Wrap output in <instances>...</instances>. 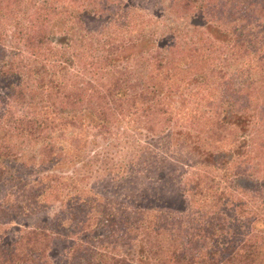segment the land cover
<instances>
[{
	"label": "trees",
	"instance_id": "obj_1",
	"mask_svg": "<svg viewBox=\"0 0 264 264\" xmlns=\"http://www.w3.org/2000/svg\"><path fill=\"white\" fill-rule=\"evenodd\" d=\"M25 1L13 20V2L0 0V264H264L262 162L244 137L259 97L251 67L235 88L242 67H216L194 21L116 57L159 30L126 0ZM193 1L169 8L195 18ZM170 132L223 160L184 169L182 206H131L81 181L93 149L91 174L111 172L126 139L157 144Z\"/></svg>",
	"mask_w": 264,
	"mask_h": 264
},
{
	"label": "rangeland",
	"instance_id": "obj_2",
	"mask_svg": "<svg viewBox=\"0 0 264 264\" xmlns=\"http://www.w3.org/2000/svg\"><path fill=\"white\" fill-rule=\"evenodd\" d=\"M173 1L126 0L127 4L138 5L142 8L145 16L156 19L155 25L159 30L155 33L151 30L150 34L139 40L138 44L130 43L124 50L117 52L116 57L126 55L127 52L132 54L141 50H151L162 43L159 41L161 29L174 26L180 28L187 26L188 28L191 21H194L198 37L209 40L206 42V51L210 54L209 56L216 67H225L230 72L236 71V67H242L238 79L232 80L235 81V88L248 83V80L246 82L248 78L245 67L252 69L249 75L253 82L250 91L254 97L257 94L259 97L254 100L253 120H250L248 116L245 119L247 123L251 122L249 123V134L244 137L247 139V145L252 147L254 153L260 157L262 162L260 172L261 175H264V64L259 67L258 62L264 55V0H194L195 18H192L188 13H185L184 17L179 16L178 13H172L169 6ZM9 2H13L14 20L21 8V0H9ZM22 2L26 3L25 0ZM205 4H208L210 9L205 8ZM6 14L4 13V15ZM12 14L8 15L6 19L11 20ZM85 21L93 29L101 26L99 20H89L87 16ZM165 38L171 40L168 36ZM252 139L259 145H263L262 150L253 145ZM156 141L157 144L137 138L126 139L125 144L119 147L121 157L114 159L108 165L109 168L114 169L111 172H96L97 175L91 174V169H94L95 166H90L88 159V156H96L98 148L93 149L92 153L84 157L88 164H82L83 170L86 172H84L81 181L105 195L122 200L131 206L154 205L176 208L182 206L184 202V196L179 188V180L185 168L200 162L222 165V155L218 151L201 147L191 140H186L181 134L176 135L170 132ZM100 150L99 148L98 151ZM95 151L96 153H94ZM112 153H115L114 148ZM129 160L134 161L133 168L135 167V169L132 172H127V168H125V172L121 169L117 170ZM78 164L81 165V163ZM63 169L70 172L71 166H66ZM16 171L23 176H28L32 172L25 168L16 169ZM3 189L4 187L0 186V195L3 193ZM34 221V218L24 219L23 222L20 220L17 221V226L26 228L28 225L31 226ZM63 246L58 243L55 249L54 257L58 263L63 262L66 258Z\"/></svg>",
	"mask_w": 264,
	"mask_h": 264
}]
</instances>
